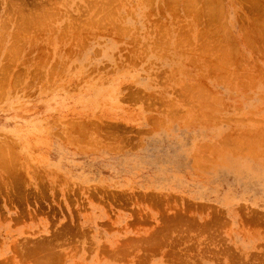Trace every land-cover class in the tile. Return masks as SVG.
<instances>
[{
    "label": "rangeland",
    "instance_id": "374dc122",
    "mask_svg": "<svg viewBox=\"0 0 264 264\" xmlns=\"http://www.w3.org/2000/svg\"><path fill=\"white\" fill-rule=\"evenodd\" d=\"M0 38V264H264V0H0Z\"/></svg>",
    "mask_w": 264,
    "mask_h": 264
},
{
    "label": "bare ground",
    "instance_id": "6f19581e",
    "mask_svg": "<svg viewBox=\"0 0 264 264\" xmlns=\"http://www.w3.org/2000/svg\"><path fill=\"white\" fill-rule=\"evenodd\" d=\"M215 5V4H214ZM207 6V5H206ZM210 6V5H209ZM213 7V6H212ZM216 9V8H215ZM6 10H7V8H6ZM210 11V10H209ZM204 16V15H203ZM25 20V19H24ZM101 21V20H100ZM91 23V22H90ZM263 23V22H262ZM43 24V23H42ZM98 24V23H97ZM96 24V25H97ZM3 25V24H2ZM90 26V25H89ZM99 26V25H98ZM103 27H104V24H103ZM38 28V27H37ZM98 28V27H97ZM7 29V28H6ZM34 29V28H33ZM224 29V28H223ZM20 31H22V30H20ZM206 35V34H205ZM216 35V34H215ZM223 35V34H222ZM13 37V36H12ZM164 37V36H163ZM1 39V38H0ZM249 40V39H248ZM3 41V40H2ZM82 41V40H81ZM217 41V40H216ZM16 42V41H15ZM2 43V42H1ZM219 43V42H218ZM203 44V43H202ZM11 45V44H10ZM24 45V44H23ZM0 46H2V45H0ZM30 46V45H29ZM213 46V45H212ZM14 47V46H13ZM12 47V48H13ZM256 47V46H255ZM154 48V47H153ZM15 49V48H14ZM8 50V49H7ZM19 50V49H18ZM1 51V50H0ZM9 52V51H8ZM212 52V51H211ZM15 53V52H14ZM204 54V53H203ZM210 55V54H209ZM16 56V55H15ZM11 57V56H10ZM13 57V56H12ZM215 59V58H214ZM226 62V61H225ZM55 67V66H54ZM228 67V66H227ZM218 70V69H217ZM223 77V76H222ZM225 78H226V75H225ZM5 79V78H4ZM227 79H228V76H227ZM20 80V79H19ZM225 80V79H224ZM221 81V80H220ZM244 85H245V83H243ZM15 85V84H14ZM247 85V84H246ZM245 85V86H246ZM196 88V87H195ZM201 89V88H200ZM200 89H199V91H200ZM197 90V88L195 89V91ZM201 90H203V89H201ZM192 91V90H191ZM190 91V92H191ZM184 95V94H183ZM214 96V95H213ZM213 96H212V98H213ZM199 97V96H198ZM218 97V96H217ZM196 99H198V98H196ZM202 100V99H201ZM195 101V100H194ZM203 101V100H202ZM218 101V100H217ZM215 102V101H214ZM165 105V104H164ZM190 105V104H189ZM210 106V105H209ZM172 109H174V108H172ZM217 109V108H216ZM196 112V111H195ZM171 116V115H170ZM173 117V116H172ZM202 117V116H201ZM2 156V155H1ZM206 156V155H205ZM2 158H3V156H2ZM1 159V158H0ZM12 159V158H11ZM5 164V163H4ZM168 232V231H167ZM173 234V233H172ZM34 242V241H33ZM57 242H59V241H57ZM160 243V242H159ZM161 244V243H160ZM143 245V244H142ZM50 246V245H49ZM166 246V245H165ZM179 246V245H178ZM20 247V246H19ZM67 247V246H66ZM25 248V247H24ZM159 249V248H158ZM178 249V248H177ZM189 250V249H188ZM14 251V250H13ZM19 252V251H18ZM44 252H46V251H44ZM49 252V251H48ZM54 252V251H53ZM57 254V253H56ZM206 254V253H205ZM48 255V254H47ZM40 256H42V255H40ZM44 256V255H43ZM42 256V257H43ZM33 257V256H32ZM39 257V256H38ZM36 258V257H35ZM185 258V257H184ZM40 259H42V258H40ZM44 259V258H43ZM188 259V258H187ZM60 260V259H59ZM29 262V261H28ZM33 263V262H32ZM58 263V262H57ZM42 264H44L43 262H42Z\"/></svg>",
    "mask_w": 264,
    "mask_h": 264
}]
</instances>
